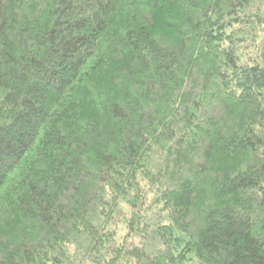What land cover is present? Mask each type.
<instances>
[{"label":"trees","instance_id":"16d2710c","mask_svg":"<svg viewBox=\"0 0 264 264\" xmlns=\"http://www.w3.org/2000/svg\"><path fill=\"white\" fill-rule=\"evenodd\" d=\"M88 263L264 264V0H0V264Z\"/></svg>","mask_w":264,"mask_h":264},{"label":"rangeland","instance_id":"374dc122","mask_svg":"<svg viewBox=\"0 0 264 264\" xmlns=\"http://www.w3.org/2000/svg\"><path fill=\"white\" fill-rule=\"evenodd\" d=\"M124 232H125V228H121L120 234H123ZM88 264H91V263H88Z\"/></svg>","mask_w":264,"mask_h":264}]
</instances>
